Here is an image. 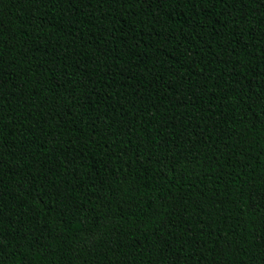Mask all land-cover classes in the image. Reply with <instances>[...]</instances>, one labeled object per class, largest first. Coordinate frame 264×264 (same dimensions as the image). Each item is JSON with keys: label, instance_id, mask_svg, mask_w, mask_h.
<instances>
[{"label": "trees", "instance_id": "16d2710c", "mask_svg": "<svg viewBox=\"0 0 264 264\" xmlns=\"http://www.w3.org/2000/svg\"><path fill=\"white\" fill-rule=\"evenodd\" d=\"M0 264H264V0H0Z\"/></svg>", "mask_w": 264, "mask_h": 264}]
</instances>
